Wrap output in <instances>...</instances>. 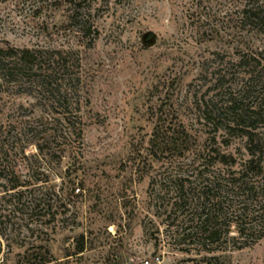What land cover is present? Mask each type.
I'll return each instance as SVG.
<instances>
[{"label": "rangeland", "instance_id": "rangeland-1", "mask_svg": "<svg viewBox=\"0 0 264 264\" xmlns=\"http://www.w3.org/2000/svg\"><path fill=\"white\" fill-rule=\"evenodd\" d=\"M249 8L264 0H0V58L68 53L83 128L62 141L30 79L0 74V264H264V179L245 178L255 197L229 186L251 152L264 170ZM207 186L226 224L213 243L183 237L213 212Z\"/></svg>", "mask_w": 264, "mask_h": 264}, {"label": "trees", "instance_id": "trees-1", "mask_svg": "<svg viewBox=\"0 0 264 264\" xmlns=\"http://www.w3.org/2000/svg\"><path fill=\"white\" fill-rule=\"evenodd\" d=\"M261 11V10H259ZM245 14L247 19L253 21L255 25L259 26L263 35H264V15L262 12L255 11L253 9L245 10ZM87 33L90 34V27L87 28ZM10 57L12 60L10 62H6L2 58H0V74L3 75L4 79H10V77L17 76L16 73H21L20 75H25L30 79L31 83L34 84L35 88L38 89V94L40 95L41 99H46L50 101L51 105V113L57 115L58 118L56 120L60 125H64L63 129H59L60 136L62 141H68L71 138L81 139L83 135V128L81 127V118L78 116L79 109H75L70 106V96L71 91L70 88L65 87L66 85L59 83L61 81L66 80V71L69 70L67 56L68 53L64 52H56L54 53L57 55L56 57L48 56L46 53L30 51V50H17L12 49L9 52ZM264 54V50L262 52ZM63 76H62V75ZM59 76V78H58ZM62 76V77H61ZM61 77V78H60ZM255 79L251 77V81L249 84V90L252 88ZM237 103L234 102L232 107L230 108L233 110L232 112L236 113ZM74 110V111H73ZM75 110L77 114L75 113ZM255 113V112H254ZM259 115V114H258ZM249 120H253L254 117L248 116ZM62 125V126H63ZM251 136V134H250ZM253 138V137H252ZM251 138V139H252ZM252 143V142H251ZM65 147L69 148L68 144H64ZM251 159H249L244 166V169L239 173L241 174L240 178H233L229 183L230 187H235L238 185L237 190L241 192L240 196L247 197H255L258 194V191L253 183H249L245 181V178L249 175L257 177H263L264 179V170L260 167L259 161L256 160L255 153L251 152ZM262 159V158H260ZM48 182V181H45ZM218 187H220V182H217ZM20 187L19 183L17 182L16 185L13 186V190ZM206 192L204 193L208 199L217 201L216 203H212V213H206L205 216H201L198 226L195 227V232L193 234H184V238H189L190 235H194L195 238L201 240L203 243H213L218 242L221 239V229L225 223L220 221V204L218 203V199L216 196H210L213 193V187H206ZM235 189V188H234ZM262 188V193L263 192ZM80 190V189H78ZM80 192V191H79ZM250 199V198H248ZM264 199H261L258 203L260 206L259 211L264 213ZM243 204V202H242ZM245 204V202H244ZM244 208L246 205H244ZM50 207V205H47ZM40 205L36 204L34 208H39ZM233 223H237L239 228V234L241 237H244L247 231H249L243 224V221H240L237 217V220ZM187 230V229H186ZM81 244L78 245L77 254H82L86 250V246L84 244V236L81 237ZM44 264V263H42Z\"/></svg>", "mask_w": 264, "mask_h": 264}, {"label": "built area", "instance_id": "built-area-1", "mask_svg": "<svg viewBox=\"0 0 264 264\" xmlns=\"http://www.w3.org/2000/svg\"><path fill=\"white\" fill-rule=\"evenodd\" d=\"M145 264H156V263L145 261ZM157 264H160V259H158V258H157Z\"/></svg>", "mask_w": 264, "mask_h": 264}]
</instances>
